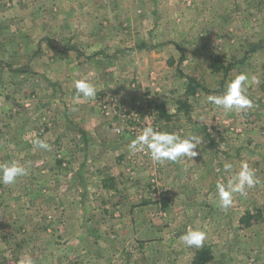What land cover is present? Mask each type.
Wrapping results in <instances>:
<instances>
[{"label":"rangeland","instance_id":"374dc122","mask_svg":"<svg viewBox=\"0 0 264 264\" xmlns=\"http://www.w3.org/2000/svg\"><path fill=\"white\" fill-rule=\"evenodd\" d=\"M8 1L0 0V17ZM12 1L21 18H0V44L21 51L0 48V163L16 161L28 174L0 184V264H194L203 248L210 254L204 264H264V0ZM42 48L78 50L96 93L97 62L103 77L110 67L114 92L101 89L100 113L114 98L126 106L149 100L158 131L203 137L197 155L156 163L146 151L128 152L121 188L135 179L145 186L123 198L131 213L116 207L123 199L97 198L95 182L85 194L70 183L86 175L80 164L88 153L77 150V129H63V88L9 67L23 69ZM239 73L249 77L250 109L209 102ZM70 83L64 89L76 92ZM35 138L50 150L36 148ZM241 162L258 182L221 208L216 184L227 183ZM257 209L253 224L239 222ZM188 227L206 232L202 247L179 239Z\"/></svg>","mask_w":264,"mask_h":264},{"label":"crops","instance_id":"0c3cea01","mask_svg":"<svg viewBox=\"0 0 264 264\" xmlns=\"http://www.w3.org/2000/svg\"><path fill=\"white\" fill-rule=\"evenodd\" d=\"M16 4L15 1H8L7 6H4L5 10L1 12L4 17L1 16L0 18L4 20H7V18L9 20H20L21 16L17 17L19 16L18 13L20 8H16ZM12 35L20 37L19 31L16 30ZM0 48L3 54H15L21 51L19 49L11 51L1 44ZM53 50L54 53L44 48H42L41 51L37 50L33 52V58H31L28 63H23V69H21V67H19V69L17 65L13 68L11 65L12 63L9 64V67L11 68L10 70L14 72L27 69L30 75H33L35 72L43 74V76L50 80L53 86L60 85L63 88V129H77V132L81 134V139L77 141V150H82L85 155L88 153L80 164L85 170L86 175L71 178L70 183L78 186L80 190H86L85 194H88L89 190H94L89 189L91 182L97 183V198L103 197L106 194L114 199H125V197L130 199L132 196L138 197L137 190H140L139 188H145L143 185L139 186V183L143 182L142 179H135L132 182L128 181L126 186L123 185L121 188V183H126V175L129 174L125 172L126 170L124 169L125 156L130 152L129 144L134 138L127 132L117 133L112 128L114 127V123L108 122L98 108L99 93H104L103 91H105L106 94L107 92H111V88H108V82L111 81V73L108 71H110L111 68L108 67V69L105 70L108 78L101 76V73H99L100 67H98V61L97 91H99V93H97V99H85L83 97L78 99L74 90L67 91L64 88L65 86L70 87L72 85L70 82H74L76 79L84 78L87 80V73L89 71L87 72V70L83 69V65L86 64L87 61L83 59L82 54L76 49L68 48L60 52V54L56 52L54 48ZM14 60H18V58ZM101 89H103V91ZM112 92H114V90ZM92 149L93 152L90 153ZM135 167V165L132 166L133 171H135ZM146 171H150L149 168H147ZM158 171L160 172V168ZM143 174L147 181L148 174L146 175V172H143ZM158 175L160 177V173ZM148 177L150 178V175H148ZM147 195L149 194L143 189L139 197L143 196L145 199ZM124 199L123 203L116 207L119 208L121 206V210L124 208L128 213H131L134 205L131 203L129 207H126ZM145 202L147 205L151 203L149 199L145 200Z\"/></svg>","mask_w":264,"mask_h":264},{"label":"clouds","instance_id":"9594fccd","mask_svg":"<svg viewBox=\"0 0 264 264\" xmlns=\"http://www.w3.org/2000/svg\"><path fill=\"white\" fill-rule=\"evenodd\" d=\"M249 77L245 73H239L227 81L223 92L219 95L208 97L209 102L225 111L242 112L250 109L253 104L247 95ZM77 98H95L96 88L84 78L74 80ZM203 137L195 135H180L175 132H162L154 127H145L140 134L130 142L129 151H146L150 158L156 163L166 161L177 162L181 158H193L197 155L195 149L201 144ZM33 145L38 149L50 150V145L43 139L35 138ZM232 165L226 163L224 170L231 171ZM28 174V169L16 161L0 163V184L12 185L17 179ZM255 172L246 162H241L239 170L236 171L227 183L216 184L219 206L227 209L231 206L232 196L235 193L246 195V189L252 188L257 183ZM206 232L188 227L180 235L179 239L187 247L200 248L206 240ZM20 264H33L30 258H26Z\"/></svg>","mask_w":264,"mask_h":264},{"label":"built area","instance_id":"2783aa9c","mask_svg":"<svg viewBox=\"0 0 264 264\" xmlns=\"http://www.w3.org/2000/svg\"><path fill=\"white\" fill-rule=\"evenodd\" d=\"M145 100L138 104L124 105L120 99L114 98L112 102H106L103 115L108 118H121L122 123L114 127L117 133L127 132L134 139L145 127L158 129L159 113L153 102Z\"/></svg>","mask_w":264,"mask_h":264},{"label":"trees","instance_id":"16d2710c","mask_svg":"<svg viewBox=\"0 0 264 264\" xmlns=\"http://www.w3.org/2000/svg\"><path fill=\"white\" fill-rule=\"evenodd\" d=\"M191 90V87L189 88ZM261 215V210L257 209L256 213L246 212L244 215H242L239 219L240 223H243L244 225L248 226L255 222V219L257 216ZM210 259V254L207 248H203L200 251H198V257L193 262L194 264H204L208 262Z\"/></svg>","mask_w":264,"mask_h":264}]
</instances>
